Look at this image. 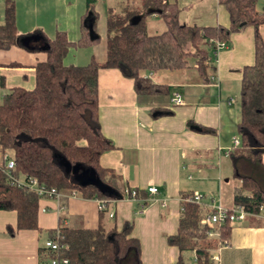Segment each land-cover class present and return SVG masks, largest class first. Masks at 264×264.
<instances>
[{
	"label": "trees",
	"instance_id": "1",
	"mask_svg": "<svg viewBox=\"0 0 264 264\" xmlns=\"http://www.w3.org/2000/svg\"><path fill=\"white\" fill-rule=\"evenodd\" d=\"M3 1L0 51L18 46L30 52L42 51L46 60L34 68L32 90L13 88L2 96L0 151L11 153L16 177L36 179L40 185L64 195L62 207L72 195L101 201L105 209L111 202L129 200L125 191H135L137 200L147 196L128 188L120 176L100 166L102 154L114 149L100 130V69H116L132 80L139 97L169 90L153 84L149 74L184 70L190 60L201 80L209 83L208 72L215 70L213 59L220 52L217 53L216 44L225 42L227 48L232 34L251 28L253 62L240 71L236 130L240 146L231 152L234 177L240 182L234 189L233 203L248 214H256L264 205V41L259 32L264 25V10L257 11V0H218L228 14V27L180 24V9L175 0H123L119 10L109 8L107 12L104 63L99 65L92 59L85 66H66L64 59L71 47L89 48L100 41L94 12L98 0H86L87 11L75 43L60 31L51 40L39 30L19 35L15 2ZM153 14L166 23L165 31L148 32L147 19ZM87 16L93 19L91 25L85 22ZM192 128L209 132L197 125ZM188 196L184 194L182 199ZM38 201L33 191L10 186L0 168V211H14L17 216L16 229L7 227L8 236L21 230H39ZM181 207L177 233L166 237L167 244L179 251L174 264H189L188 255L193 264H216L211 250L229 238L228 222L218 227L217 239H209V228L200 223L202 207L189 202H182ZM105 209L100 212L99 227L95 230L64 226L60 218L57 230L68 247L63 254L68 264H142L140 242L131 237L132 224L125 223L120 231L114 226L106 230L102 223ZM55 232L50 231L48 238ZM52 257L47 249L40 248L38 264H50Z\"/></svg>",
	"mask_w": 264,
	"mask_h": 264
},
{
	"label": "crops",
	"instance_id": "2",
	"mask_svg": "<svg viewBox=\"0 0 264 264\" xmlns=\"http://www.w3.org/2000/svg\"><path fill=\"white\" fill-rule=\"evenodd\" d=\"M105 1L103 15L107 17L109 8L119 10L123 0ZM14 2L19 35L39 30L51 40L60 31L70 42H77L87 11L86 0ZM193 9L194 5H189L183 11ZM149 18L159 19L155 14ZM92 21L90 16L85 19L89 25ZM195 21L198 20L190 16L179 19L180 24L199 25ZM216 25H229L228 14L218 0L215 20L209 26ZM263 31L264 25L259 29L262 40ZM84 50L89 51L71 47L64 65L85 66L92 59L103 64L106 36L103 34L99 45ZM253 51V31L248 27L232 34L227 48L213 59L215 70L208 72L211 82L204 83L194 65L177 72L161 71L148 77L153 84L169 90L150 96H137L133 81L116 69L98 71L100 130L114 145L113 150L102 154L100 166L120 176L128 188L147 195L139 202H111L102 223L106 230L114 226L117 231L125 223L132 224L131 237L140 242L142 264L177 262L179 251L167 244L166 237L177 233L184 194L203 196V216L218 205L234 207V189L240 182L234 177L231 152L235 149L233 140L239 120L240 71L252 64ZM45 60L44 52H30L18 46L0 51V94L3 96L13 88L32 90L34 68ZM173 93L180 95L182 105L171 103ZM163 111L168 114H161ZM193 125L209 132L196 131ZM151 187L158 190L157 195L148 194ZM101 211L99 201L83 200L76 195L67 199L64 209L54 200L38 201L39 230L16 231L13 237L8 236L7 227L16 229V213L0 211V264H38L39 249L49 232L58 229L60 218L64 226L95 230ZM229 226L227 241L211 250L218 257L216 264H264V220L248 216ZM215 232L218 238V228Z\"/></svg>",
	"mask_w": 264,
	"mask_h": 264
},
{
	"label": "built area",
	"instance_id": "3",
	"mask_svg": "<svg viewBox=\"0 0 264 264\" xmlns=\"http://www.w3.org/2000/svg\"><path fill=\"white\" fill-rule=\"evenodd\" d=\"M216 51L217 53L226 47L225 42H218ZM171 103L174 106H180L183 104L182 99L178 93H173L171 97ZM240 146V141L235 138L233 140V147L237 148ZM16 163L12 157V155L8 154V152H4L0 154V168L6 180L10 186L18 187V188H27L30 191H33L39 197V201L43 200H54L60 203L61 199L64 198V195L59 193L54 188H46L38 183L36 179L33 178H24L20 180L19 177L14 175ZM126 194L129 195V200L131 201H140L136 199L135 191H125ZM148 194L151 196H155L158 194V190L155 187H151L147 190ZM75 197V195L68 196ZM66 198V197H65ZM203 200V196L199 193H192L186 199H181V202H189L196 205L201 206ZM100 210H104V203L99 201ZM62 207V206H61ZM64 209V207H62ZM211 212L207 213L201 219V225L207 226L209 231H207V236L209 239L217 238V232L215 229L219 226L228 222L229 225H233L238 222L244 221L248 216H254L258 219L264 220V205H261L256 214H248L244 208L242 207H233L231 209L225 208L221 205L217 207H212ZM112 217V215H110ZM62 236L59 230L56 229L54 235L50 238H47L43 244V248L47 249L53 257L50 259V264H68V260L63 256L64 252L67 250V245L62 242ZM212 261L214 263L218 262V257L212 255Z\"/></svg>",
	"mask_w": 264,
	"mask_h": 264
},
{
	"label": "rangeland",
	"instance_id": "4",
	"mask_svg": "<svg viewBox=\"0 0 264 264\" xmlns=\"http://www.w3.org/2000/svg\"><path fill=\"white\" fill-rule=\"evenodd\" d=\"M114 2H116V0H113ZM120 1V0H117ZM3 0H0V22L2 23L3 21V17H2V12H3ZM102 4V6H100V4ZM105 3H107L105 0H98L97 2V9L94 8V12L97 15V21H96V34L99 36L100 40L104 34V36H106V16L105 14L103 15V9L105 8ZM99 5V6H98ZM189 5H194V9L190 12H186L183 11V9L185 7H188ZM178 8L180 9V15L178 16V19H187L192 18L193 19H197L198 21H195L197 24L199 25H203V26H209L211 24H213L214 20H215V14L217 12V0H193V1H187V0H178ZM117 9V8H115ZM256 9L259 12H262L264 10V0H257L256 2ZM147 23H148V32L150 34H158L161 33L163 31H165L167 29L166 23L159 17L156 19H151L148 18L147 19ZM104 30V32H103ZM101 32V33H100ZM103 33V34H102ZM263 35H264V31H263ZM79 38H80V30H79ZM78 38V40H79ZM76 40V41H78ZM264 41V40H263ZM100 41L96 44H94V46L99 45ZM76 51V50H73ZM78 51H89V50H84V48H78ZM80 53V52H78ZM82 53V52H81ZM71 59L74 58V56H70ZM74 60V59H73ZM189 65H194V61L190 60L189 61ZM2 98V95L0 94V100ZM234 138H237L240 141V138L236 132ZM86 172L82 174V176H86ZM20 180L23 179L21 177H19ZM188 263L189 264H193L192 262V258L190 255H188Z\"/></svg>",
	"mask_w": 264,
	"mask_h": 264
},
{
	"label": "water",
	"instance_id": "5",
	"mask_svg": "<svg viewBox=\"0 0 264 264\" xmlns=\"http://www.w3.org/2000/svg\"><path fill=\"white\" fill-rule=\"evenodd\" d=\"M89 180L92 181L93 179L90 177ZM84 182H85V181H84Z\"/></svg>",
	"mask_w": 264,
	"mask_h": 264
}]
</instances>
